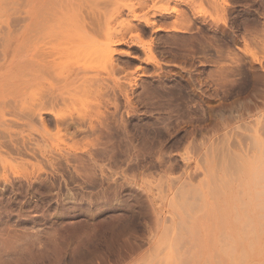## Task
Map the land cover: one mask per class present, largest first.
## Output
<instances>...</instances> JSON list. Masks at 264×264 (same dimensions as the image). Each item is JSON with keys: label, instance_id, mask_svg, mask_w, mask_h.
Returning a JSON list of instances; mask_svg holds the SVG:
<instances>
[{"label": "rangeland", "instance_id": "rangeland-1", "mask_svg": "<svg viewBox=\"0 0 264 264\" xmlns=\"http://www.w3.org/2000/svg\"><path fill=\"white\" fill-rule=\"evenodd\" d=\"M0 264H264V0H0Z\"/></svg>", "mask_w": 264, "mask_h": 264}, {"label": "bare ground", "instance_id": "bare-ground-1", "mask_svg": "<svg viewBox=\"0 0 264 264\" xmlns=\"http://www.w3.org/2000/svg\"><path fill=\"white\" fill-rule=\"evenodd\" d=\"M30 4H31V2L29 1L27 3V5H30ZM47 11H48V9L46 7H44L43 9L38 11V16H36L31 11L30 12L28 10L25 11V15H24L25 19H28L30 21L28 23H26V25H25V31L26 32L24 34L26 35L28 45L30 47H32V49L28 50V55L31 57V59L32 60H36V59L38 60L40 57H42L43 59L46 58L45 62H47L49 65H53L54 63L57 62V60L62 58L65 55V53L68 51H63L62 49L59 48V43L57 42V36L55 37L52 34V32H50V31H47V32L43 31L42 27L45 25V22H44L43 18L41 17V14H44ZM63 25H64V22H63ZM90 25H91V22L89 20L87 22L83 21V23H82V26L91 27ZM62 31L66 32V33L70 32L65 27H64V30H62ZM45 35H48L47 37L49 38V40L45 43V44L49 45L48 51H44L40 47L35 46L41 40V38L45 37ZM60 35H63V34H60ZM80 49L83 50L80 52H84V49H85V51H88V49L86 47H81ZM71 55H73V53ZM69 56H70V54H69ZM30 103L33 104L32 101ZM38 103H43V101L40 100ZM41 107H44V106L42 105Z\"/></svg>", "mask_w": 264, "mask_h": 264}]
</instances>
